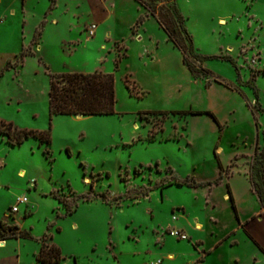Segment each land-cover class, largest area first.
Here are the masks:
<instances>
[{"label": "rangeland", "instance_id": "rangeland-1", "mask_svg": "<svg viewBox=\"0 0 264 264\" xmlns=\"http://www.w3.org/2000/svg\"><path fill=\"white\" fill-rule=\"evenodd\" d=\"M24 1L0 3V122L49 130L50 156L33 137L11 146L0 135V220L12 223L14 217L32 236L6 240L0 264H40L33 253L43 243L60 249L58 264H140L132 252L144 243L136 247L128 238L135 224L154 251L152 229L182 231L179 221L214 216L210 206L207 213L203 208L207 186L193 191L177 183L156 186L164 180L211 181L225 228L235 223L222 198L227 188L240 215H246L249 166L264 152V0H173L178 23L210 75L188 69L183 51L139 3L116 2L117 20L102 27H111L125 42L112 45L99 33V40L112 45L108 58H114L99 63L106 52L97 50L93 37L78 36L82 20L75 17L81 13L75 0H59L54 9L50 0L23 6ZM96 66L114 75V113L50 117L51 79L72 72L67 67L91 71ZM189 109L210 111L217 123L208 114L173 113ZM19 167L25 169L23 177ZM17 195L26 196L28 205L18 204L13 216ZM178 205L186 207V219ZM251 227L264 243V218ZM170 229L167 248L176 256L189 255L190 230L180 240L168 234ZM240 250L248 252L249 246ZM182 259L162 264H182Z\"/></svg>", "mask_w": 264, "mask_h": 264}, {"label": "crops", "instance_id": "crops-1", "mask_svg": "<svg viewBox=\"0 0 264 264\" xmlns=\"http://www.w3.org/2000/svg\"><path fill=\"white\" fill-rule=\"evenodd\" d=\"M2 0H0L1 3ZM32 0H25L24 5L28 2H31ZM59 0H50V5L51 2L55 4V6L51 9H54L57 7V2ZM77 3V8H79L81 13L78 11L77 16H75L78 20V26L77 30L78 31V36L85 37L86 34V29H84L83 32L80 31V27H82L87 21L94 20L92 22L97 24L96 32L95 35L93 36V39L90 41L97 44V50L104 51L106 52V55L102 56L99 63L101 62H106L107 59H109V54L113 52L112 45L116 41H123L121 38L114 36V33L112 32L111 27H102L103 23L105 21H109L110 23L115 22L117 20V8H116V2L117 1H125V0H75ZM128 1V0H127ZM132 3V6H136L137 2L135 0H129ZM134 3V4H133ZM138 9V8H137ZM49 7L47 12L49 11ZM13 11H11L12 13ZM45 12V14L47 13ZM114 15V18L112 16ZM149 17V16H148ZM114 19V20H113ZM112 20V22H111ZM91 22V23H92ZM52 23H57L56 19L52 20ZM89 25V24H88ZM40 33V32H39ZM99 33H102L104 38L106 39L107 42L111 41L112 45H106V43L103 40H99L97 38V35ZM131 36H133L132 32L130 33ZM138 39H141L139 35H137ZM80 38V37H79ZM77 37L76 41L79 40ZM93 40V41H92ZM75 41V40H74ZM75 41V42H76ZM38 46V45H37ZM39 50V48H38ZM110 61H114V58L110 56ZM67 71H72V72H83V73H89V72H102V73H109L111 72L110 70H105L99 69L98 66H96L93 70H85V69H68L66 68ZM82 116V115H81ZM74 117H77L75 115ZM217 163V162H216ZM218 176L220 175L221 171L218 167ZM223 169V167H222ZM18 175L20 177H23L26 175L25 169L22 167H19L17 169ZM23 172L24 174L21 176L20 173ZM217 176V177H218ZM189 178L188 176L182 177V178H177L175 181H162L159 182L156 186L161 187L163 189L164 187H169L171 185H174V183H177V186H187L188 188H191V190H199L201 186H207L204 190L203 193V202L204 205L206 206L203 207L205 209V212L207 213V206H210V211L214 213V216L211 217H205L203 221H199L198 218H200L199 215H194L193 221L189 222H181L179 221L178 224L179 228L183 232L186 233L187 229L190 230V241L192 242V250L189 255L184 252H180L177 254L179 257H183L182 259V264H264V243L261 240V237L259 236V232L254 230L251 225L254 223L256 220L261 219L262 217L264 218V209L262 208L259 199L253 190V187L250 182V175L247 176L248 179V188L246 190L248 196H247V212L246 215L242 217L240 215V210L239 207L237 206L238 200L235 197V194L232 192L230 188H227L225 192L222 193V198L226 199V201L229 203L232 215L235 219L234 225H232L229 228L223 227L220 221V213H219V208L216 207V203L214 202L216 198L211 194L213 190V186L210 185L211 181L209 180H199L194 177L190 179V183H196V184H191L189 185L186 180ZM222 180V179H219ZM218 181V180H217ZM216 181V182H217ZM34 182V188L36 187V182ZM164 182V183H163ZM219 182V181H218ZM230 191L231 196L233 198V203L235 205L236 211H237V217L234 214L233 208H232V203L229 198V193ZM25 195V194H23ZM20 196V195H17ZM15 203V202H14ZM30 203V202H29ZM32 204V203H30ZM14 204H12L13 206ZM25 207L28 205L27 203L23 204ZM181 211V214L183 215L182 218L184 217L186 219V207L183 205H178V208ZM9 213V212H8ZM15 213H19V209ZM14 213H12L13 215ZM6 215V212L4 213V216ZM14 216V215H13ZM18 218V217H17ZM13 224H17L15 221L16 219L13 217ZM6 221V219L4 218ZM18 225V224H17ZM139 227H142L140 224H135L134 226V232L132 233V236H129V240H133L135 243L136 247H140L143 244V247L140 249L134 250L132 252V255L135 256H140V264H162L163 259H167V261H172L175 259L176 254L172 251H170L167 248V243H166V236L165 233L167 234V230L170 229L169 227L164 228L163 231H155V229H152V236L153 239V245H156L155 250L152 251V246H150L148 241L146 240L143 242V237L140 235L139 231H136ZM251 228V229H250ZM189 233V231H188ZM203 233H206L205 237H203ZM11 239H18V238H11ZM32 239V236L29 238ZM8 240V239H7ZM7 245V241H1L0 242V247L4 248ZM244 246L245 249L247 250V247L249 246V251L245 252L240 250L241 246ZM40 249V246L38 245L35 249V252L33 253L34 256L38 254ZM130 251V247L128 248ZM160 250V251H157ZM158 256V257H156ZM163 259H162V258ZM160 258V260H159ZM159 260V261H158Z\"/></svg>", "mask_w": 264, "mask_h": 264}, {"label": "trees", "instance_id": "trees-1", "mask_svg": "<svg viewBox=\"0 0 264 264\" xmlns=\"http://www.w3.org/2000/svg\"><path fill=\"white\" fill-rule=\"evenodd\" d=\"M146 11L147 15L153 16L159 26L167 33L168 39L172 40L174 46L183 51V63L191 72H199L210 75L211 72L201 65L204 58L194 54L193 45L189 35L178 23V12L173 0H135ZM160 2L164 4L160 5ZM141 20V19H140ZM190 58L195 59V64ZM117 65V63H116ZM220 82L217 78L214 79ZM116 103L115 80L113 73L102 72H64L52 78L48 91V112L53 115H105L113 114ZM153 114L155 112H147ZM173 113L180 114H208L217 123L215 115L210 111L185 110ZM0 135L7 138V143L11 146L20 145L29 137H33L44 144L43 152L50 156V135L49 130H26L19 129L11 123L0 122ZM258 148L256 145L255 150ZM214 148V154L216 156ZM217 158V157H216ZM218 167L222 170L221 164ZM250 182L255 191L259 202L264 209V152L259 153V158H255L249 166ZM189 185L196 184L190 183ZM198 185V184H196ZM229 198L235 216L237 211L233 203L230 191ZM30 233L23 231L17 224L7 223L4 219L0 220V242L11 238L29 239ZM61 259L60 249L54 244L43 243L36 256V261L40 264H58Z\"/></svg>", "mask_w": 264, "mask_h": 264}, {"label": "built area", "instance_id": "built-area-1", "mask_svg": "<svg viewBox=\"0 0 264 264\" xmlns=\"http://www.w3.org/2000/svg\"><path fill=\"white\" fill-rule=\"evenodd\" d=\"M96 28H97V24L92 22L90 23L87 28H86V34L88 37H93L95 35V32H96ZM27 203V198L26 196H18L15 200V203L14 205L11 207V210L10 212L11 213H15L17 211V205L18 204H25ZM168 234L172 237H175L177 239H180V240H184V239H187V235L182 232V231H179V230H176V229H170L168 231Z\"/></svg>", "mask_w": 264, "mask_h": 264}, {"label": "bare ground", "instance_id": "bare-ground-1", "mask_svg": "<svg viewBox=\"0 0 264 264\" xmlns=\"http://www.w3.org/2000/svg\"><path fill=\"white\" fill-rule=\"evenodd\" d=\"M221 23H224V21H221ZM23 174H24L23 172L20 173L21 176H22Z\"/></svg>", "mask_w": 264, "mask_h": 264}, {"label": "water", "instance_id": "water-1", "mask_svg": "<svg viewBox=\"0 0 264 264\" xmlns=\"http://www.w3.org/2000/svg\"><path fill=\"white\" fill-rule=\"evenodd\" d=\"M81 115H77V117H80Z\"/></svg>", "mask_w": 264, "mask_h": 264}]
</instances>
